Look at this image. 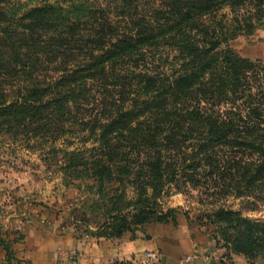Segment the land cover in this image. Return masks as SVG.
I'll return each mask as SVG.
<instances>
[{
  "label": "trees",
  "instance_id": "obj_1",
  "mask_svg": "<svg viewBox=\"0 0 264 264\" xmlns=\"http://www.w3.org/2000/svg\"><path fill=\"white\" fill-rule=\"evenodd\" d=\"M8 1L0 0V137L47 155L81 132L88 155L65 151L62 169L64 185L89 179L96 190L82 224L91 227L92 212L98 236L120 239L176 220L159 198L182 184L264 201V62L219 50L226 38L206 40L199 25L222 2L247 0H170L109 38L106 25L79 35L80 23L62 24L50 4L10 17L1 11ZM161 45L184 55L177 74L149 72L147 49ZM208 217L225 251L220 264H234L233 254L264 263V220L226 207Z\"/></svg>",
  "mask_w": 264,
  "mask_h": 264
},
{
  "label": "rangeland",
  "instance_id": "obj_2",
  "mask_svg": "<svg viewBox=\"0 0 264 264\" xmlns=\"http://www.w3.org/2000/svg\"><path fill=\"white\" fill-rule=\"evenodd\" d=\"M169 2L170 0H9L1 11L10 17L19 18L29 9L50 4L63 14L62 24L69 21L80 23L77 29L79 35L86 34L93 26L98 30L106 25L103 33L109 38L133 29L138 20L151 21L154 12L167 8ZM199 25L203 27V32L208 30L210 33L206 40L216 34L219 40L226 38L219 50L231 48L252 61L264 62V4L259 5L257 0H247L236 5L222 2L213 13L204 16ZM192 32L202 36L201 30ZM184 58L176 48L161 45L147 49L146 66L152 74L173 75L184 67ZM49 74L57 75L54 71ZM80 134V131L67 134L56 147L60 149L47 155L40 154L38 150L27 149L20 141L14 142L5 135L0 137L1 216L12 212L23 213L22 209L32 202L73 213L78 220L84 218V212L90 210L89 204L97 199L93 182L89 179H74L72 184L64 185L62 169L69 157L65 151L79 148L84 155H88L92 144L80 139ZM126 189L129 196H134L135 189L131 184H126ZM159 203L161 209H174L176 216L183 214L189 221L207 229L211 235L214 227L208 216L219 207L240 211L243 216L251 219L264 220V201L256 200L254 195L241 198L229 194L211 196L205 188H193L188 184L167 187L160 196ZM92 216V212L86 214L85 220L91 224L89 228L96 232ZM235 259L234 264H247L243 256Z\"/></svg>",
  "mask_w": 264,
  "mask_h": 264
},
{
  "label": "crops",
  "instance_id": "obj_3",
  "mask_svg": "<svg viewBox=\"0 0 264 264\" xmlns=\"http://www.w3.org/2000/svg\"><path fill=\"white\" fill-rule=\"evenodd\" d=\"M0 215V264H220L224 249L183 214L120 239L98 236L71 213L28 203ZM133 235V236H132ZM153 252L157 258L149 260ZM232 255V261L235 257ZM244 257V256H243ZM229 262V261H228ZM230 263V262H229Z\"/></svg>",
  "mask_w": 264,
  "mask_h": 264
},
{
  "label": "built area",
  "instance_id": "obj_4",
  "mask_svg": "<svg viewBox=\"0 0 264 264\" xmlns=\"http://www.w3.org/2000/svg\"><path fill=\"white\" fill-rule=\"evenodd\" d=\"M147 258H148L149 260H155V259L157 258V256H156L155 253H153V252H149V253L147 254Z\"/></svg>",
  "mask_w": 264,
  "mask_h": 264
}]
</instances>
